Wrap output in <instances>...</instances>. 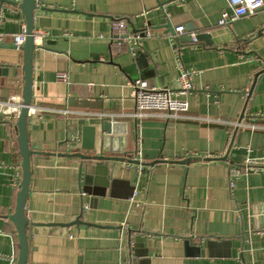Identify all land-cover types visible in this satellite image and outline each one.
Masks as SVG:
<instances>
[{"label": "crops", "instance_id": "1", "mask_svg": "<svg viewBox=\"0 0 264 264\" xmlns=\"http://www.w3.org/2000/svg\"><path fill=\"white\" fill-rule=\"evenodd\" d=\"M7 1L17 5L0 3V101L23 93L24 54L10 39L26 20L22 0ZM37 2L28 264H264V130L248 127L264 126V11L229 28L218 26L228 0ZM121 20L155 35L135 54L116 47ZM175 48L195 87L180 97L189 114L235 127L132 118L137 80L180 88ZM86 123L94 152L83 148ZM17 138V123L0 116V264L19 255L10 221L22 180ZM104 140L107 155L130 162L96 168L70 156L102 155Z\"/></svg>", "mask_w": 264, "mask_h": 264}, {"label": "built area", "instance_id": "2", "mask_svg": "<svg viewBox=\"0 0 264 264\" xmlns=\"http://www.w3.org/2000/svg\"><path fill=\"white\" fill-rule=\"evenodd\" d=\"M170 2L184 3L185 0H170ZM230 11L221 12V17L218 23V26L232 27V25L237 22L239 19L247 16H255L257 12L264 11V0H228ZM169 3V2H168ZM164 7V6H162ZM144 15V14H142ZM115 33L116 35L111 39V43L114 46L127 45L131 53L135 54V50L140 47L141 40L143 38H152L155 33L150 31H145L142 34L131 33L127 31V23L125 20H121L115 24ZM175 33L183 34L184 27H176ZM42 34H34L35 45H37ZM13 43V47L21 51V48L25 45L27 37L25 29L18 34H13L10 39ZM196 41V39H195ZM5 43V38L0 35V45ZM178 60V67L180 68L179 75V84L180 88L177 91L172 90H161L155 87H150L146 81L137 80L131 86L135 92V103L136 109L132 115V118L144 119V118H154L162 117L170 120L173 119H194L201 121H208L215 124H221L226 126L236 125L227 121H215L213 119H203L196 118L189 114V103L183 100L180 97L188 96L194 90V84H192V73L182 67L180 60V50L175 48ZM116 52H119V49H116ZM57 80L63 84L68 83V74H58ZM23 98L20 95H15L8 100L0 101V116H2V121L5 123H16L23 106ZM34 110H30V113H33ZM69 112V111H67ZM66 112V114H67ZM241 126V124H240ZM249 128L253 130L262 129L264 130L263 125H248ZM3 165H0V168Z\"/></svg>", "mask_w": 264, "mask_h": 264}, {"label": "water", "instance_id": "3", "mask_svg": "<svg viewBox=\"0 0 264 264\" xmlns=\"http://www.w3.org/2000/svg\"><path fill=\"white\" fill-rule=\"evenodd\" d=\"M0 3H8L11 5H17L15 2H10L7 0H0ZM37 0H22L20 9L24 14L26 20V43L21 48L22 53L24 54V63L22 71H24L23 78V109L17 119V129H18V141L20 148V155L23 159L22 162V180L20 189L18 191L17 203L15 207V213L10 217V221L16 228L18 234V244H19V255L16 260L17 264H28V258L30 254V244H29V235H28V218H27V202L30 194V186L32 181V158L34 154L30 148V141L28 140V118L32 106L33 98V63L35 58V25H34V12L37 8ZM198 39V38H197ZM105 132L112 133V126L110 127L107 123L105 125ZM237 132V131H236ZM235 132V133H236ZM84 142L83 148L91 152L95 151V128L89 126L86 123L84 128ZM109 145L107 140L103 141L102 155H93V154H75L70 156H76L82 159L84 162H91L96 164V168L104 164V162H120V161H129L126 158L116 157L115 155H107L109 151ZM130 162V161H129ZM89 166V164L87 165ZM90 167V166H89ZM91 167L95 170L94 166Z\"/></svg>", "mask_w": 264, "mask_h": 264}]
</instances>
